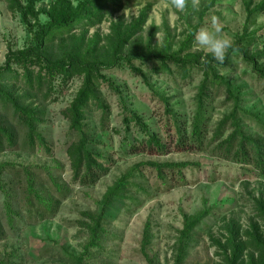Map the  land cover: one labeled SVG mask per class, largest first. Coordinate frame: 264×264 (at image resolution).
Segmentation results:
<instances>
[{"label":"rangeland","instance_id":"374dc122","mask_svg":"<svg viewBox=\"0 0 264 264\" xmlns=\"http://www.w3.org/2000/svg\"><path fill=\"white\" fill-rule=\"evenodd\" d=\"M83 1L0 0V68L9 53L36 45L41 26L74 13ZM263 1L200 0L195 10L189 0L187 11L179 12L169 0H121L119 11L95 27L52 29L44 39L45 59L104 66L82 131L109 171L93 186L73 181L67 150L79 134L65 113L83 79L48 76L39 63L27 67L41 72L42 85L30 90L20 80L13 93L34 120L35 149L0 152V264H76L82 256L84 264H217L219 244L226 247L229 231L244 242L255 230L264 239V177L214 150L233 133V121L246 136L264 142V81L234 54L228 68L215 67L230 83L232 96L221 91L200 106L202 72L194 69L182 80L170 60V74L155 73L158 62L146 60L208 55L194 34L201 27L211 30L213 16L234 43L246 33L250 51L264 52V10L245 32L248 11ZM258 63L264 67V59ZM11 67L17 74L24 71L21 65ZM12 85L0 82L8 90ZM6 106L0 105V120L21 144L28 133L19 121L22 112ZM195 125L200 146L192 135ZM151 134L168 145L166 155L130 152L129 145ZM180 139L185 149H179ZM151 163L188 166L181 174H163L162 180ZM127 173L130 186L106 208L108 193ZM103 211L97 246L90 248L89 228ZM202 212L207 216L184 239L185 220Z\"/></svg>","mask_w":264,"mask_h":264},{"label":"trees","instance_id":"16d2710c","mask_svg":"<svg viewBox=\"0 0 264 264\" xmlns=\"http://www.w3.org/2000/svg\"><path fill=\"white\" fill-rule=\"evenodd\" d=\"M32 1V0H31ZM121 0H84L81 2L74 13H65L58 17L55 22H49L46 25L41 26L40 33L36 36V45L27 48L17 53H9L7 56V63L3 69L0 68V82L10 81L13 83L10 90L0 86V105L7 107L6 104L11 105L17 112H22L19 118L20 122H23L27 127L28 133L25 135V139L21 142L18 141L16 135L11 132L0 120V152L4 150H15L16 148L33 152L35 149L34 144V130L32 128V119L27 112L23 111L18 104V99L15 98L13 89H15L18 83H23L25 88L34 90L36 87L42 85V74L34 73L33 69L29 70L27 67L31 64L39 63L46 69L49 75L53 76L58 74L63 76L66 80H71L73 77H80L83 79L82 87L73 100L70 109L65 113V116L70 120L72 130L79 134V139L76 143L71 144L67 150L68 159L71 164L73 181L79 183L82 186H93L97 181L105 176L109 168L106 166V161L102 155L94 153L89 147L85 134L82 131V122L85 120V111L89 108L88 103L94 98V85L97 83V75L99 69L104 68L102 65H98L96 62L82 63L81 61L71 58L67 62L63 61H51L45 59L42 55L44 46V39L50 33L52 29L56 31L69 32L72 29H86L92 28L101 22V19L108 13L117 12L120 9ZM211 2L205 11L212 7ZM264 10V1L256 7L253 11H248L247 26L245 32L250 23L252 17L260 11ZM137 29H134L129 33V36L123 37L120 44H125L130 36ZM246 33L243 36L238 37L234 43V48L237 51L229 50V54L224 64H219L213 60L211 54L206 55L209 60L207 65L201 63V55H190L185 59H174L169 56H161L154 59V57H148L146 60L156 61L157 65L154 66L155 73H168L170 69L167 61H171L177 72L179 78L186 80L190 77L192 70L197 69L203 74V81L199 88L198 101L200 106L205 99H209L212 94L216 95L221 91H224L230 97L232 96L231 85L226 82L223 77L216 73L217 68H228L232 64V56L237 54L240 58L251 66L252 72L261 80L264 81V67L259 65L258 61L264 59V52L252 53L245 40ZM205 57V56H204ZM142 58V57H140ZM12 64L21 65L24 69L22 74H17L11 67ZM116 63L110 65L115 67ZM106 68V67H105ZM21 80V82H20ZM133 121H137L134 117ZM28 123V126H27ZM221 127V125H220ZM233 133L222 143L215 147V151L219 155L223 154L226 160H231L237 164L250 165L261 176L264 177V142L258 139H253L246 136L236 121H233ZM200 130L195 125L192 135L198 143L201 144L199 136ZM43 144V143H42ZM185 143H181V139L178 142L179 149H185ZM189 146V145H188ZM128 149L132 154L146 153L150 156H164L168 151V145L163 143L156 135H147L146 139L141 141L138 145H129ZM149 166L153 167L157 174L163 180V174H181L182 170L188 166V163H151ZM130 174L123 176L115 185V187L108 193L105 207L113 202V200L122 193L127 187L130 186L128 179ZM106 208L104 210H106ZM262 215L264 217V208H261ZM206 212L199 213L197 216L191 219H186L184 222V239L187 238L189 232L193 230L200 222L207 216ZM105 215L103 211L102 215L94 220L93 226L89 228L91 237L90 248L97 246V240L101 233L100 220ZM230 239H226V247L221 249L219 244V250H221L220 257L222 260L219 264H264V239L261 235H258L255 230L254 235L250 237L249 241L238 240V237H234L231 231L228 232ZM1 237V232H0ZM183 244L181 245V248ZM83 257V256H82ZM80 257L76 264H84L83 258ZM181 260H178L176 264H180Z\"/></svg>","mask_w":264,"mask_h":264},{"label":"clouds","instance_id":"9594fccd","mask_svg":"<svg viewBox=\"0 0 264 264\" xmlns=\"http://www.w3.org/2000/svg\"><path fill=\"white\" fill-rule=\"evenodd\" d=\"M169 5L179 12H185L189 6V0H169ZM200 0H191V7L198 10ZM196 44L203 49L206 54H211L213 60L219 64H224L229 50L237 51L234 48L233 39L223 32L219 19L215 16L211 18V30L208 27H201L194 34ZM201 63L207 65L209 60L205 57L201 58ZM219 264V258H216Z\"/></svg>","mask_w":264,"mask_h":264}]
</instances>
